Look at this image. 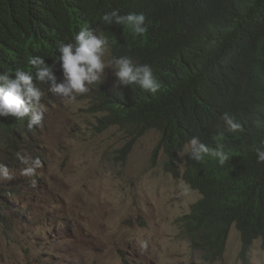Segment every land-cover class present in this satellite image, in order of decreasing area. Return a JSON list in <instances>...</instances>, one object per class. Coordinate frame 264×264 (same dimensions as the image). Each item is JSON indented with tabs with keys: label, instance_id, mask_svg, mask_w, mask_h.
Here are the masks:
<instances>
[{
	"label": "trees",
	"instance_id": "trees-1",
	"mask_svg": "<svg viewBox=\"0 0 264 264\" xmlns=\"http://www.w3.org/2000/svg\"><path fill=\"white\" fill-rule=\"evenodd\" d=\"M113 10L143 12L146 33L104 25L103 15ZM84 26L103 31L113 42L109 60L129 56L148 64L161 85L155 94L118 84L116 76L111 87L99 85L95 104L102 114L96 127L118 126L127 133L124 158L142 134L156 129L160 137L153 158L162 151L166 170L178 175L179 151L193 136L237 139L239 155L229 156L223 166L208 158L199 169L186 155L185 177L201 197L183 223L192 245L213 260L222 256L234 222L242 238L240 259L250 264L253 240L260 238L264 249V163L256 157V149H264V0H0V72L14 75L21 69L35 75L28 60L41 56L56 74L61 42H71ZM36 83L43 90V83ZM225 112L242 125L238 132H228ZM240 113L257 126L247 125ZM30 115L23 121L0 117V150L27 139ZM41 125L33 127V135ZM31 144L28 140L25 150ZM20 182L9 181L13 192ZM18 205L0 187V218L7 219L5 206L14 211Z\"/></svg>",
	"mask_w": 264,
	"mask_h": 264
},
{
	"label": "rangeland",
	"instance_id": "rangeland-1",
	"mask_svg": "<svg viewBox=\"0 0 264 264\" xmlns=\"http://www.w3.org/2000/svg\"><path fill=\"white\" fill-rule=\"evenodd\" d=\"M103 75L115 78L110 67ZM94 85L75 100L43 93L47 111L36 134L32 129L8 153L0 150L11 180H21L14 192L11 180H0L5 195L19 203L6 211V221L0 218V264H243L235 226L218 259L206 262L203 250L190 246L178 218L190 211L199 191L164 168L162 151L153 158L156 129L142 134L123 157L127 133L118 126L96 127L102 112L95 107ZM17 151L41 159L36 175H21ZM249 259L264 264L260 239Z\"/></svg>",
	"mask_w": 264,
	"mask_h": 264
},
{
	"label": "clouds",
	"instance_id": "clouds-1",
	"mask_svg": "<svg viewBox=\"0 0 264 264\" xmlns=\"http://www.w3.org/2000/svg\"><path fill=\"white\" fill-rule=\"evenodd\" d=\"M102 22L104 25L116 24L123 26V28L127 27L131 30L133 35L139 36L146 33L148 26L147 18L143 12L120 14L118 10H113L103 15ZM112 43L113 42L109 40V37L106 36L103 31L84 26L74 35L71 42H61L59 46L60 55L57 59V61L60 62L61 68L60 66L57 67L56 74H54L53 67L46 63L45 58L41 56H32L28 60V63L36 69L35 75L21 69H16L14 75L9 71L0 72V117L11 115L15 117L17 121H23L25 117L31 114L26 124L27 129L31 131L34 126L40 125L45 118L47 109L42 104L43 93L45 94V92L51 91L58 97L75 100L76 94L88 92L89 86L93 84H95L94 92L97 93V89L101 84H106L108 87H111V81L107 80L109 75H103L105 69L109 67L114 70V75L117 77L118 84L125 86L136 84L143 90L155 94L160 89L161 85L155 77L150 65L135 63L129 56L112 57L110 60H105V54ZM62 78L63 82L58 83ZM36 81L43 83V90L37 86ZM240 116L247 125L257 126L248 117L241 113ZM222 120L227 125V130L230 133H236L242 127V125L234 120L227 112L223 113ZM37 131L38 129L34 130V135ZM262 143H264V141H262ZM185 149L179 151V155L182 157L181 162L177 165L179 174L176 175L173 171L169 172L174 177L183 179L192 189L196 190L198 189L185 177L189 158L193 160L200 169L199 164L208 158H218L219 164L223 166L228 161L229 156H238L240 153L237 139L234 136L225 134L213 139H205V141H202L198 136H193L188 141ZM186 155H188L189 158H186ZM256 157L258 163H264V149L257 148ZM15 158L20 165H23L21 175L26 177L36 175L37 169L43 166L38 156L33 158L31 155L21 151L15 153ZM13 169L14 166H11V170ZM13 178L8 167L0 164V180H11ZM7 184L9 185V182ZM199 193L201 197V192L199 191ZM10 200L13 201L12 198H10ZM193 204L188 213L178 218V224L183 233L188 236L190 246L195 249H202L204 260L210 262L212 260L207 259L210 257H207L203 248H197L192 245L189 233L184 227L183 218L191 212ZM4 208L5 211H12L6 206ZM233 226L238 230L241 238V232L234 222L228 229V235ZM256 239L253 240V243ZM143 246L147 247V242H145ZM220 257L221 256L216 259Z\"/></svg>",
	"mask_w": 264,
	"mask_h": 264
}]
</instances>
